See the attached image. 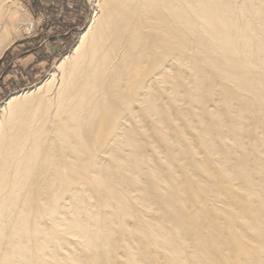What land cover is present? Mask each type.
Wrapping results in <instances>:
<instances>
[{
  "label": "bare ground",
  "instance_id": "6f19581e",
  "mask_svg": "<svg viewBox=\"0 0 264 264\" xmlns=\"http://www.w3.org/2000/svg\"><path fill=\"white\" fill-rule=\"evenodd\" d=\"M96 9L0 108V264H264V0Z\"/></svg>",
  "mask_w": 264,
  "mask_h": 264
},
{
  "label": "rangeland",
  "instance_id": "374dc122",
  "mask_svg": "<svg viewBox=\"0 0 264 264\" xmlns=\"http://www.w3.org/2000/svg\"><path fill=\"white\" fill-rule=\"evenodd\" d=\"M18 11L23 36L0 59V108L13 95L50 78L56 63L78 44L99 0H7ZM20 18V17H18Z\"/></svg>",
  "mask_w": 264,
  "mask_h": 264
}]
</instances>
